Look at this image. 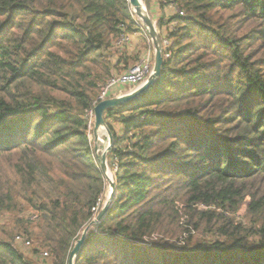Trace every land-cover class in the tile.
<instances>
[{
    "label": "trees",
    "instance_id": "trees-1",
    "mask_svg": "<svg viewBox=\"0 0 264 264\" xmlns=\"http://www.w3.org/2000/svg\"><path fill=\"white\" fill-rule=\"evenodd\" d=\"M158 2L170 56L105 112L117 192L75 264H264V0ZM134 29L127 0H0V264H69L107 186L87 111Z\"/></svg>",
    "mask_w": 264,
    "mask_h": 264
},
{
    "label": "water",
    "instance_id": "water-1",
    "mask_svg": "<svg viewBox=\"0 0 264 264\" xmlns=\"http://www.w3.org/2000/svg\"><path fill=\"white\" fill-rule=\"evenodd\" d=\"M129 3L135 15L141 20L145 31L153 40L154 66H153L152 74L149 76V78L147 79L145 83H143L136 89L131 90L125 94L102 100L94 107L95 122H94V127H93V133H94L95 138L98 139L99 132L101 129H104L107 132L108 140L110 142L108 150H110L111 145L113 143V135H112L111 130L107 126L106 119H105V112L111 108L121 106L139 97L146 90H148L155 83L156 79L160 76L161 71H162V65L164 62L162 41H161V38L158 32L156 23L151 18L146 7L143 5L142 0H130ZM96 150H97V147H96ZM99 161H100L101 168L103 172L105 173L106 179L110 181V185L112 189L102 209L95 216L96 218L94 217L95 219L91 221L90 226L94 224H98L103 219V217L108 213L111 207V203L115 196V191H116L115 182L110 179L109 175H107L108 162H107L106 155L104 154L102 158L99 159ZM90 226H87L83 230V233L81 234L80 238L75 242L74 247L70 253L69 264H75L76 258L78 257L82 247L84 246L87 234L89 230L91 229Z\"/></svg>",
    "mask_w": 264,
    "mask_h": 264
},
{
    "label": "built area",
    "instance_id": "built-area-1",
    "mask_svg": "<svg viewBox=\"0 0 264 264\" xmlns=\"http://www.w3.org/2000/svg\"><path fill=\"white\" fill-rule=\"evenodd\" d=\"M128 2L130 0H127ZM130 4V3H129ZM130 10L132 17L134 18V23L136 26V29L138 31H145L142 22H139V18L135 15L134 11L131 8L130 5ZM177 11L180 14H183L182 11L177 9ZM173 25H176L174 23ZM146 32V31H145ZM159 35L160 31L158 30ZM162 41V46H163V56L169 57L170 54L167 51V48L170 46L171 41L164 35L161 37ZM130 41V34L128 31H124L120 38L117 39L116 44L118 47H124L127 43ZM153 65H154V52H148L143 58L140 59L139 62L136 64L132 65L128 69L122 71V72H114L112 76L107 80V82L103 85L101 92L95 101L94 107L102 100H105L109 98V93L111 89L115 86H122L124 88H127L129 91L136 89L143 83L147 81L149 76L152 74L153 71ZM128 91V92H129ZM87 118H88V123L91 129L94 127V122H95V113H94V108H91L90 110L87 111ZM117 169L115 165V170ZM105 192L99 197L96 206L93 208V210L98 214L100 211L101 205L106 202L104 199ZM96 216V215H95ZM16 241L20 243H24L25 246L30 245V241H26L21 235H18L16 237Z\"/></svg>",
    "mask_w": 264,
    "mask_h": 264
},
{
    "label": "crops",
    "instance_id": "crops-1",
    "mask_svg": "<svg viewBox=\"0 0 264 264\" xmlns=\"http://www.w3.org/2000/svg\"><path fill=\"white\" fill-rule=\"evenodd\" d=\"M176 10H177L176 7L173 5H169L165 9H162L158 0H151V11H150L151 15L150 16L153 19V21L156 23L157 28H158L157 23L163 16L168 18L171 15L175 14ZM158 30L161 32V30L159 28H158ZM128 32L130 34V41L121 49L127 55L138 56L137 61L135 63L131 64V66H132V65L136 64L137 62H139L140 59L143 58L147 54V53H144L141 56L140 51L142 50L141 42H144L145 39H147V37H149V35L147 34V32L142 34V31H138V29L130 30ZM118 57H119V54H116V56L114 57V60L117 61ZM128 91L129 90L127 88H124L122 86H115L111 89V91L109 93V98L125 94ZM93 138H94V140H96L94 133H93Z\"/></svg>",
    "mask_w": 264,
    "mask_h": 264
},
{
    "label": "rangeland",
    "instance_id": "rangeland-1",
    "mask_svg": "<svg viewBox=\"0 0 264 264\" xmlns=\"http://www.w3.org/2000/svg\"><path fill=\"white\" fill-rule=\"evenodd\" d=\"M142 3L146 7L148 13L150 14V11H151V0H142ZM139 22H141V20ZM144 33H146V32L145 31H142V34H144ZM141 48H142V50L140 51V55L141 56L144 53H148V52L153 53L154 52L153 40H152V38L150 36L147 37V39H145L144 42H141ZM91 139L93 140L94 149H95V151H96V153L98 155V158L101 159L104 154L106 155L107 162H108L107 175H109L110 179L113 180L115 182V184H116V191H115V194H116V192H117V181H116V174H115V171L116 170H115L114 164L112 165L111 162H110V159H109V152H110V150H108V147L110 145V142L108 140V134H107V132L104 129H101L100 132H99L98 139L94 140V138H93V129H92ZM96 147H97V150H96ZM111 189L112 188H111V185H110V181L107 180V186H106L105 195H104V199L105 200L107 199L108 195L110 194ZM103 205H104V203L101 205L100 210L102 209ZM90 225L91 224H88L87 226H90ZM90 227L92 228L93 225L90 226ZM82 233H83V231L81 232V234ZM147 240H150V241L153 242V241H156V240H160V237L157 236V234H155V235H153L151 237H147ZM162 240H163L162 242H166V241H170L171 242V241H173V239H168L166 237L165 238L163 237Z\"/></svg>",
    "mask_w": 264,
    "mask_h": 264
}]
</instances>
